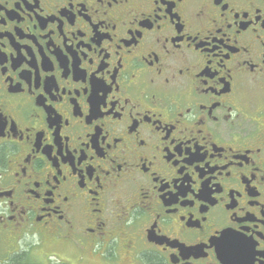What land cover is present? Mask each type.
Wrapping results in <instances>:
<instances>
[{"label":"flooded vegetation","instance_id":"af4514ba","mask_svg":"<svg viewBox=\"0 0 264 264\" xmlns=\"http://www.w3.org/2000/svg\"><path fill=\"white\" fill-rule=\"evenodd\" d=\"M0 264H264V0H0Z\"/></svg>","mask_w":264,"mask_h":264}]
</instances>
